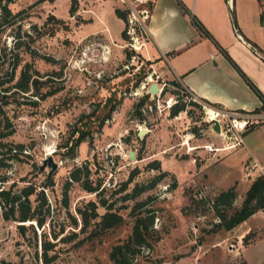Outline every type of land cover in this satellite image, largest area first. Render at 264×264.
I'll list each match as a JSON object with an SVG mask.
<instances>
[{
  "label": "rangeland",
  "instance_id": "rangeland-1",
  "mask_svg": "<svg viewBox=\"0 0 264 264\" xmlns=\"http://www.w3.org/2000/svg\"><path fill=\"white\" fill-rule=\"evenodd\" d=\"M75 1L73 16L68 14L69 0H15L8 5L12 13L20 11L18 19L1 37L7 48L17 44L13 50L18 52L20 61L13 81L19 69L25 68L37 83L36 89L27 92L12 88L5 93L8 103L4 114L13 128L6 140L21 144L22 148L16 159L5 160L6 165L0 168L5 180L0 188L17 191L30 184L34 187L31 200L42 190L45 203L40 213L45 221L43 228L33 222V231L28 227L21 236L16 230L20 222L4 221L0 215V264H111L107 256L110 247L128 237L137 216H151L152 222L148 246L141 247L133 264H241L231 245L246 224L264 225V208L242 226L216 228L218 218L212 203L228 187L215 185L210 178L211 173L226 169L230 178L235 176L244 160L242 153L231 151L218 157L195 149L186 154L181 142L189 138L188 131L206 132L210 127L202 109L186 102L182 111L169 116L174 99L176 104L183 103V95L179 93L176 98L172 84L159 75L155 61L146 60L141 47L137 54L129 46L126 33L121 36V18L115 10L109 12L114 0H85L95 2L88 4L91 11H82L83 0ZM102 6L103 11L99 10ZM131 44L138 46L136 41ZM6 69L4 66L1 71ZM160 69L167 78L171 77L166 62ZM151 72L170 85L151 100V112L138 114L135 104L144 98L142 83ZM157 80L160 83L161 79ZM112 93L119 101L100 130L93 131L90 140L81 141L72 151L67 149L69 145L64 147L70 143L77 117ZM148 100L149 97L143 103ZM156 100L159 103L154 105ZM205 114L209 119L206 110ZM138 126L146 132L136 140ZM213 134L190 138L188 145L213 141L220 146V138ZM129 151L134 153L133 158H129ZM47 156L56 164L52 171L48 165L41 167ZM155 162L157 168L151 167ZM77 166L82 167L81 173L84 166L87 168V182L99 184L98 195L85 192L77 182L70 183L63 192L69 172ZM135 167V175L124 185ZM251 176L256 178H246ZM247 179L244 178V185ZM46 180L50 184L43 188ZM223 182L226 180L220 181ZM135 185L145 189L128 196ZM232 186L235 198L229 207H219L227 216L241 207L246 191L243 185ZM88 200L102 201L104 205L98 206V212H115L121 221L106 230L92 231L93 224L81 229L76 208H83ZM136 202L144 204L134 208ZM30 222L22 223L27 226ZM43 232L54 242L46 252L47 263L40 258Z\"/></svg>",
  "mask_w": 264,
  "mask_h": 264
},
{
  "label": "crops",
  "instance_id": "crops-1",
  "mask_svg": "<svg viewBox=\"0 0 264 264\" xmlns=\"http://www.w3.org/2000/svg\"><path fill=\"white\" fill-rule=\"evenodd\" d=\"M123 1L133 0H114L109 12L122 10ZM147 1V41L140 51L146 60L155 61L159 75L176 81L179 88L211 107L264 113V0ZM83 2L82 11H91L89 6L95 4ZM162 62L168 64L170 78L161 71ZM238 151L244 159L239 172L230 178L227 169L215 171L211 182L220 187L240 184L247 190L253 177L246 178L244 164L254 160L264 171V120L242 134L239 146L212 155L222 157ZM244 178L248 180L245 185ZM231 246H235L231 251L237 253L241 263L264 264V225L246 224Z\"/></svg>",
  "mask_w": 264,
  "mask_h": 264
},
{
  "label": "trees",
  "instance_id": "trees-1",
  "mask_svg": "<svg viewBox=\"0 0 264 264\" xmlns=\"http://www.w3.org/2000/svg\"><path fill=\"white\" fill-rule=\"evenodd\" d=\"M15 0H0V168L6 165L5 160L16 159L17 155L21 152L22 145L18 143H13L6 140L13 132V128L4 114V107L8 103L5 99L7 98L5 94L9 92L12 88L20 91L27 92L30 88L36 89L37 79L32 76L28 69L20 68L18 76L13 81L14 72L19 65V55L17 51H14L13 48L17 47V44H13L12 48H7V46L2 42L1 37L7 28L12 26L15 21L18 19L20 13H12L9 4ZM45 1V0H38ZM52 1V0H49ZM69 16H73L75 10V0H69ZM126 11L127 9H115V13L121 20L124 22V28L121 30V36L125 34V25H126ZM32 28L36 29V26L33 25ZM137 54H140L139 51H135ZM129 56V53L127 54ZM47 59V58H45ZM7 66L8 69L1 71V69ZM34 74V70H32ZM13 81V82H12ZM169 81V80H168ZM12 82V83H11ZM137 82H134L136 85ZM170 83L176 87L173 88L172 92L174 95L179 94V85L176 81L170 80ZM15 91V90H12ZM11 91V92H12ZM10 92V93H11ZM144 98L140 99L135 108L137 113L144 115L152 110V101L148 100L149 103H143L145 99L148 98V95L145 94ZM118 98L112 93L110 96L106 97L102 102H94L92 109L87 113H81L75 120L70 138L64 147H67L68 150L72 149L78 144L85 140L91 139L92 132H98L103 126L104 122L108 120L111 116L112 111L115 109V106L118 103ZM192 103V102H191ZM194 104V103H192ZM184 102L176 104V102L169 109V116L176 115L177 112L184 109ZM150 107V110H148ZM144 113V114H143ZM141 122L146 124L144 119ZM138 140L137 136L134 137ZM141 140V139H140ZM157 162L153 164V168H157ZM84 172L81 173L82 167L77 166L72 171L69 172L68 177L65 181L66 186L63 188L65 193L66 189L72 182L79 183L80 187L87 193H94L95 195L99 194L98 186L99 184L91 185L87 182L88 170L84 166ZM137 168L135 167L129 173L127 179L124 182L128 183L131 181L132 177L135 175ZM4 177L0 176V184L3 183ZM50 184L49 180H46L41 186L43 188L47 187ZM64 184V185H65ZM145 189V186H134L128 196H136ZM34 193V187L30 184H25L17 191L12 190L10 187L0 188V215L4 221H15L20 222L16 225V230L19 235L24 236L26 229L29 227L32 229L33 222L35 225L40 228L43 226L45 218L40 213L41 206L45 203V197L42 190H39L36 193V198L34 200L30 199V195ZM235 198V192L233 186L228 187L225 190H221L215 197L212 203V210L218 218V222L215 224L216 228H225L230 229L231 227L239 224L245 220L248 216L253 214L255 211L262 209L264 207V180L262 177L254 178L249 184L247 190L245 191V196L242 201L241 207L234 211L230 216H227L224 210H221L219 207L227 208L230 206L231 202ZM66 199V196H64ZM33 201H38V204H33ZM144 202H136L133 206L134 208H141ZM103 206V202L98 200H88L83 208H76V213L80 222V228L85 229L90 224H93L92 231L96 230H106L115 225H117L121 218L120 216L111 211H104L99 213L97 208L98 206ZM31 221L25 226L22 222ZM75 222V220H74ZM152 218L148 216L147 219L141 218L139 216L134 218L130 234L124 240L119 243L112 245L108 251V259L111 264H133V260L139 254L141 247L148 246V237L150 231ZM43 228V227H42ZM42 230V229H41ZM33 231V229H32ZM46 232H43V239H40V258L44 263H47L49 257L46 256V252L52 247L54 242H50L46 238ZM54 236V235H53ZM243 264V263H241Z\"/></svg>",
  "mask_w": 264,
  "mask_h": 264
},
{
  "label": "built area",
  "instance_id": "built-area-1",
  "mask_svg": "<svg viewBox=\"0 0 264 264\" xmlns=\"http://www.w3.org/2000/svg\"><path fill=\"white\" fill-rule=\"evenodd\" d=\"M123 3L128 12L126 14L125 33L128 35L131 43H133V41H136V43L138 44L137 47L133 46V44L131 43L129 46L133 49L138 50V48L142 47L145 41H147L145 25L149 14L150 4L147 0L123 1ZM140 4H144V6L141 7ZM148 77L150 78V81L147 80ZM157 79H161L160 83ZM144 81L145 82L142 83V89L145 88L144 91L145 94L148 95L149 100H154V96H158L165 87L170 85L165 80H163L161 76L155 74L154 72H151L149 75L144 77ZM151 83H155L157 87V92L154 94L147 93V88ZM171 86L172 88H176L173 85ZM179 93V96L183 95L184 103L188 102L190 104L192 102L198 105L202 109V112L204 114V121L210 124V127L206 132L203 129H197L196 133L194 131H188L187 134L189 138L181 142V145H184L185 147L184 152L186 154H189L190 151H193L195 149H202L206 153L214 154L218 151L235 148L242 143V133L264 120V113L239 112L227 109H217L209 106L199 98L189 93L184 88H179ZM174 96L177 98V95ZM175 102L176 99H174L173 103ZM158 103V100H156V102L154 101V105H157ZM170 106L171 105H168L167 107ZM206 108H210L212 110L214 115L212 119L206 118ZM148 110H150V107H148ZM215 124L217 125L218 131L213 128ZM143 125L144 123L142 122V127H145V125ZM213 133H216L217 137L220 138V146H215L212 141H206L205 143L197 145H188V141L190 138H200L202 136L207 138L208 135ZM244 169L247 176H249V172L256 170L255 176H260L264 180V171H262L261 167L257 166L254 160H251L244 164Z\"/></svg>",
  "mask_w": 264,
  "mask_h": 264
},
{
  "label": "water",
  "instance_id": "water-1",
  "mask_svg": "<svg viewBox=\"0 0 264 264\" xmlns=\"http://www.w3.org/2000/svg\"><path fill=\"white\" fill-rule=\"evenodd\" d=\"M157 92V87H156V84L155 83H151L148 88H147V93L149 94H154ZM213 128L218 131V128H217V125L215 124L213 126ZM145 130L143 128H139L138 131H137V137L138 138H141L144 134H145ZM129 154V158H133V152L132 151H129L128 152ZM44 165H48L50 167V171H52L53 169H55L56 167V164L54 162L51 161V158L50 156H47L46 159H44L42 161V164H41V167H43Z\"/></svg>",
  "mask_w": 264,
  "mask_h": 264
},
{
  "label": "bare ground",
  "instance_id": "bare-ground-1",
  "mask_svg": "<svg viewBox=\"0 0 264 264\" xmlns=\"http://www.w3.org/2000/svg\"><path fill=\"white\" fill-rule=\"evenodd\" d=\"M206 111H207V114H208V118L212 119L213 116H214L212 110L210 108H206Z\"/></svg>",
  "mask_w": 264,
  "mask_h": 264
}]
</instances>
